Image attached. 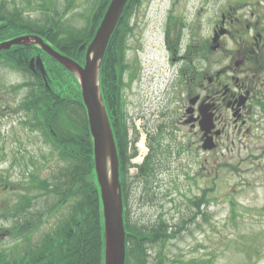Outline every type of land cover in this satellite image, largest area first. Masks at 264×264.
<instances>
[{
    "label": "rangeland",
    "instance_id": "rangeland-1",
    "mask_svg": "<svg viewBox=\"0 0 264 264\" xmlns=\"http://www.w3.org/2000/svg\"><path fill=\"white\" fill-rule=\"evenodd\" d=\"M1 1L10 10H22L28 19L62 13L67 5V0ZM78 3L77 10L83 8ZM223 12L236 14L245 23H258L264 30V0H142L129 18L124 35L128 64L121 82L118 69L110 86L118 89L128 140L138 138V154L132 163L141 162L149 151V132L154 136L158 131L159 138L157 170L152 178L138 181L136 169L130 170L126 185L129 217L132 223L153 229L161 223L169 225L168 239L148 242L144 262L137 255L130 264H264L261 125L255 124L257 129L249 135L246 131L238 135L231 122L221 146L203 152L193 143V133L178 121L184 105L181 68L188 61L186 51L191 44L197 45L196 39L206 44L201 71L211 76L221 67L227 68L224 61L218 62L223 55L211 48ZM71 15L68 11L66 17ZM75 22L79 27L83 21ZM224 74L229 83H234L231 77L240 76L231 68ZM30 81L22 72L0 64V252L6 251L11 258L21 256L26 248V240L12 232L13 219L3 214L14 210L19 200L17 183L22 184L32 173L38 181L51 179L64 165L40 133L21 124L26 116L22 99ZM260 89L264 92V86ZM224 113L230 119L225 109ZM132 150L129 144L128 152ZM32 189L36 199L27 213L36 217L39 211L52 208L57 197ZM68 209L69 205L62 207L57 218L49 215L34 233V240L57 228Z\"/></svg>",
    "mask_w": 264,
    "mask_h": 264
},
{
    "label": "trees",
    "instance_id": "trees-1",
    "mask_svg": "<svg viewBox=\"0 0 264 264\" xmlns=\"http://www.w3.org/2000/svg\"><path fill=\"white\" fill-rule=\"evenodd\" d=\"M110 1L67 0L62 13H45L42 19H28L23 17L22 10L17 7L10 10L0 0V42L23 35H40L56 50L83 64L86 48L81 49V46L89 45L92 41ZM78 2L83 6L79 10ZM141 3L142 0L128 2L102 61L100 81L120 160L127 233L126 264H130V260L137 255L140 258L138 260L144 262V245L158 240L165 241L169 237L168 224L161 223L157 229H153L134 224L129 217L126 185H129L130 170L134 167L135 179L143 182L156 173L158 131L154 136L151 132L148 133L149 152L144 162L132 163V159L138 154V138H133L131 142L127 139L128 126L119 111L118 89L110 86V83L116 81L118 69L122 71L126 48L124 35L129 30V18ZM68 11L72 14L71 18L66 17ZM73 13L77 18H73ZM78 19L83 21L79 27L74 24ZM36 55H40L45 63L48 84L39 69L37 73L30 68L29 61ZM0 64L21 71L31 79L28 84L30 89L21 104L27 116L23 124L40 132L52 150L64 161L62 169L57 174L54 171L51 179L38 181L36 174L32 173L29 179L22 180V184L17 183V189L21 191L19 200L15 203L14 210L3 214L13 219L12 232L16 238L26 240V248L21 256L15 255L14 258L6 251H1L0 264H104L102 202L95 172L93 138L79 80L35 44L16 45L1 51ZM129 144L133 148L130 153ZM34 187L42 189L47 195H54L57 201L52 208L39 211L36 217H31L27 212L36 199L31 193ZM13 189L12 187V191ZM66 205H69V209L63 215L60 214L62 218L58 220L57 228L45 233L40 240H34V233L46 218L49 215L56 216Z\"/></svg>",
    "mask_w": 264,
    "mask_h": 264
},
{
    "label": "flooded vegetation",
    "instance_id": "flooded-vegetation-1",
    "mask_svg": "<svg viewBox=\"0 0 264 264\" xmlns=\"http://www.w3.org/2000/svg\"><path fill=\"white\" fill-rule=\"evenodd\" d=\"M220 21L214 29L217 36L214 46L217 47L211 48L223 55L218 62L224 61L227 68L221 67L211 76L207 71H201L199 66L204 60L206 44L197 39V45L191 44L192 50L187 49L188 61L181 68L184 105L178 121L193 133V143L203 152L209 151L203 148L206 141L215 145L212 150L221 146L220 140L231 122L238 135L244 131L249 135L257 129L255 124H260V129L264 131V92L260 89L264 86V30L260 29L258 23H245L230 12H223ZM197 55L199 57L196 59ZM127 64L124 57L120 82ZM228 68L240 74L231 77L234 83H229L227 74H224L225 71L229 73Z\"/></svg>",
    "mask_w": 264,
    "mask_h": 264
},
{
    "label": "water",
    "instance_id": "water-1",
    "mask_svg": "<svg viewBox=\"0 0 264 264\" xmlns=\"http://www.w3.org/2000/svg\"><path fill=\"white\" fill-rule=\"evenodd\" d=\"M129 1H110L92 41L88 46L86 44L81 46V49L86 48L84 64L56 50L40 35H23L0 42V51L9 50L16 45L35 44L76 75L80 82L93 138L95 171L102 200L105 233L104 264H126V229L119 154L102 97L100 71L109 42ZM216 41L217 36L214 37L213 42ZM30 65L32 69L37 65L46 81L45 66L39 55L30 60ZM203 148L212 150L215 145L206 141Z\"/></svg>",
    "mask_w": 264,
    "mask_h": 264
}]
</instances>
